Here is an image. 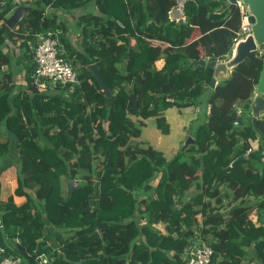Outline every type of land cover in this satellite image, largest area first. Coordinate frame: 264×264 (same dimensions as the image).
<instances>
[{"label": "trees", "instance_id": "16d2710c", "mask_svg": "<svg viewBox=\"0 0 264 264\" xmlns=\"http://www.w3.org/2000/svg\"><path fill=\"white\" fill-rule=\"evenodd\" d=\"M178 1L25 0L26 13L6 37L17 3L0 0V173L14 165V194L26 198L21 205L13 195L0 200V257L34 264L44 252L50 264H185L187 246L202 241L213 250L210 264H264V116L254 127L242 113L263 57L251 52L211 89L212 68L192 59L200 48L207 59H224L242 16L228 0H185V19L177 21L170 13ZM49 6L88 8L79 20L82 50L67 53L78 67L71 89L39 90L30 78L34 34L65 27L46 13ZM13 37L23 40L25 53V87L15 94L13 72L2 71L12 66L4 49ZM91 63L112 92L109 100ZM203 101L205 118L189 124L195 143L172 158L135 140L143 119L155 117L168 134L164 110ZM238 105L243 124L234 125ZM10 182L7 170L4 188Z\"/></svg>", "mask_w": 264, "mask_h": 264}, {"label": "water", "instance_id": "95a60500", "mask_svg": "<svg viewBox=\"0 0 264 264\" xmlns=\"http://www.w3.org/2000/svg\"><path fill=\"white\" fill-rule=\"evenodd\" d=\"M15 2L17 3V6L6 18V37L9 36L10 30L17 26L18 22L22 19L28 9V5L21 4V0H15ZM230 3H240L244 7L245 12L247 13V23L250 25V32L234 44L231 55L226 60L207 59L204 57L192 60L199 66L212 68V77L208 86L213 89L218 82L228 79L231 70L239 63L243 62L251 52L261 51V47L263 46L261 74L253 92V98L250 104L251 116L248 118V122H252L253 126L256 127V120L264 115V0H228V4ZM127 57L128 53H125V60ZM88 70L104 92L105 98L109 100L112 96V92L102 79L98 64H89ZM233 124H243V118L240 114H237ZM194 143L195 140L189 135L183 144V148ZM245 158H247L246 153L234 159L232 164ZM74 187L75 185L72 181H67L68 189H73ZM212 263L215 264L216 260L213 259Z\"/></svg>", "mask_w": 264, "mask_h": 264}, {"label": "built area", "instance_id": "2783aa9c", "mask_svg": "<svg viewBox=\"0 0 264 264\" xmlns=\"http://www.w3.org/2000/svg\"><path fill=\"white\" fill-rule=\"evenodd\" d=\"M185 0H179L175 9H180L179 18H172L173 9L170 13V18L177 21H183L185 16L182 14V6ZM180 2V3H179ZM242 8L243 18L246 19L247 13L244 7L240 3H236ZM248 32H250L249 24L244 22L240 31L237 32L233 38V44L243 38ZM59 31L57 30H45L34 34L35 45L32 47V61L33 72L30 74V78L39 90L49 88L54 89V86L59 85L64 87L69 85L70 89L74 84H78L77 69L72 63V59L67 56V53L63 49L59 39ZM241 109L237 110L239 114ZM251 148L248 149V152ZM4 250L0 247V255ZM213 250L205 243H193L187 246L185 250V264H210ZM34 264H50L51 258L44 252H38L34 257ZM0 264H26L21 257L4 255L0 257ZM136 264H140L137 262Z\"/></svg>", "mask_w": 264, "mask_h": 264}, {"label": "rangeland", "instance_id": "374dc122", "mask_svg": "<svg viewBox=\"0 0 264 264\" xmlns=\"http://www.w3.org/2000/svg\"><path fill=\"white\" fill-rule=\"evenodd\" d=\"M22 3H25V0H22ZM16 6H17V4H16ZM89 8H90L91 12H93V13L97 12L96 14H99V11L97 10L96 7L90 6ZM180 9H181V6H179V8H177V9H175L173 11L172 18L181 17ZM46 13L49 14V15H52V13H56L57 16H58L59 21L61 22V24H63L65 26L66 32H62L63 30H61V27L56 29L57 31L63 33L62 37H63V42L64 43L69 44V46L72 49L75 48L72 45V42H71V39H70V37L72 35H76V38H78V40L82 42V38L80 36H77V35H79V33L82 32V28L85 25V23L84 22H79L78 17H76V16H72V17L67 16V15H65L63 13V10L61 8H58V7L47 8L46 9ZM249 28H250V25H249ZM194 32H195V29H194L193 33ZM59 37H60V33H59ZM258 53H259V55H262L263 54V48H261V51H258ZM24 63L25 64L27 63L26 59H24ZM252 98H253V96H252ZM238 109H241L240 105L237 106V110ZM242 109H243V111H242L243 115L247 118V116H249V114H250V109H251L250 106H249L248 110L243 108V106H242ZM180 112L183 113V114H179L177 112V108L175 106L174 107H170V108H168V109L163 111L164 116L167 115L168 118L171 120V130L173 131V135H171V137H173L172 138V140L174 141L173 143H176V148L174 150V153H176L179 149L183 148V144H184V142H185V140L187 138V137L185 138V132L183 134H181L180 137H178L177 133H178V129H179L178 128L179 123H181V121H183V122L188 121V118L191 117V116H194L195 119H193V120H196V121L203 120L205 118V114H204L205 113V104L204 103H199L198 107H195V106L185 107V108H182L180 110ZM176 115L178 116V118H177V120L174 121L172 119V116H176ZM262 116H264V115H262ZM178 121H179V123H177ZM154 122H155V117L147 118L146 121H145V126H143L141 128V134L137 138L138 140L137 139L136 140L140 141L141 145H143V144L146 145V144L150 143L156 149H159V150H162V151L164 150L165 156L170 159V158L173 157V154H172V152L170 150V148L172 146L169 144V142L166 141L167 138H166L165 134H162V133H160V131H158V129L154 125ZM176 130H177V133L175 134ZM186 133L188 134V136L190 135L189 134V127L186 128ZM157 136L160 137V139H161V137L164 138V140L161 139V141H162L161 144H159L157 142V140H158ZM12 139H14V138L12 137ZM175 140H176V142H175ZM177 140H179V141H177ZM133 143H135V142H133ZM253 144L255 145L256 141L253 142ZM173 147H175V146H173ZM14 167H15L14 165L10 166V170L12 169V174H14L13 173ZM15 173H16V167H15ZM154 182H156V181H154ZM222 190H223V193L228 191V189H226L225 187H223ZM191 192H197V189L194 188V187H191V189L189 190V193H191ZM232 199L233 198H232L231 194H229V196H223V201H222L223 207H222L221 211H223L224 208H226L228 206V202L230 200H232ZM258 214H259L258 211L253 210L250 213L249 216H250L251 219L255 220V218L257 219ZM198 218L200 219L201 217L199 216ZM62 234L66 235L67 233H62ZM197 243L201 244V243H205V242L198 241Z\"/></svg>", "mask_w": 264, "mask_h": 264}, {"label": "crops", "instance_id": "0c3cea01", "mask_svg": "<svg viewBox=\"0 0 264 264\" xmlns=\"http://www.w3.org/2000/svg\"><path fill=\"white\" fill-rule=\"evenodd\" d=\"M22 1V0H21ZM237 5V4H236ZM238 6V5H237ZM47 8H52L51 6H49V7H47ZM46 8V9H47ZM238 8H239V15H240V17L242 16L243 17V15L241 14L242 13V8L241 7H239L238 6ZM88 8H79V9H77V10H72V11H63V13L65 14V15H67V16H69V17H72V16H76V17H78V19L79 20H81L80 19V17L83 15V14H85V11L87 10ZM12 12V11H11ZM11 12H9L8 14H7V16L8 15H10L11 14ZM97 13V12H96ZM95 13V14H96ZM52 14H56V13H52ZM57 15V14H56ZM241 17V18H242ZM241 18H240V21L238 22V24H237V27L236 28H233V27H231V29L233 30H231L233 33H236L237 34V32L238 31H240V29H241V26H242V24L244 23L243 21H241ZM59 20V19H58ZM62 32H66V30H65V27H64V29H63V31ZM62 35H63V33H61L60 32V37H59V39H60V43H61V46L63 47V49L65 50V52L66 53H68V50H71L72 48L69 46V44H66V43H64L63 42V37H62ZM77 36H80L81 37V35H80V33H79V35H77ZM82 38V37H81ZM70 39H71V42H72V45L75 47V48H73L72 50H78V51H80V50H82V46L80 45V41L78 40V38H76V35H72L71 37H70ZM13 40L14 41H10V42H8V47L7 48H5L4 49V51H7V52H9L10 53V55L12 56V58H13V62H12V66L11 67H8L7 65H4V66H2V71L3 72H9L10 70L13 72V74L11 75V79H12V81L14 82V84L16 85V90H14V94L18 91V90H22V89H24V87H25V80H24V65H23V63H22V56H24L25 55V53H24V48H20L19 46H20V44H21V42L23 41L21 38H16L15 39V37H13ZM133 40V39H132ZM133 42V41H132ZM28 43H29V41H28ZM30 44V43H29ZM233 47H234V44H233V41H232V44L230 45V46H228V47H226L225 48V51H224V59H220V60H226L227 58H229L230 57V55H231V51H232V49H233ZM203 54H204V52H203V50L200 48V55H201V57H203ZM31 58H32V55H31ZM205 58V57H204ZM16 91V92H15ZM203 103H204V101H203ZM177 112L179 113V114H183V113H181L180 112V110H178L177 109ZM150 118V117H149ZM165 118H166V120H167V122H168V124H169V133L168 134H165V136H166V138H167V142H169V144L172 146L171 148H170V150H171V152H172V154L174 155L175 153H174V150H175V148H176V143H173L174 141L172 140V138L173 137H171V135H173V131L171 130V120L168 118V116L167 115H165ZM177 118H178V116L176 115V116H172V119L175 121V120H177ZM133 119H136L135 117H133ZM193 119H195L194 118V116H191V117H189L188 118V121H186V122H183V121H181V123H179V121L177 122V123H179V125H178V133H177V130L175 131V134L177 133V135H178V137H180L181 136V134H183L184 132H185V138L188 136V134L186 133V128L187 127H189V124L191 123V122H193L194 120ZM145 121H146V119H143V123H144V126H145ZM183 122V123H182ZM154 125H155V122H154ZM159 131V130H158ZM161 133V132H160ZM137 139V138H136ZM135 139V140H136ZM157 142L159 143V144H161L162 143V141H161V139H163L164 140V138L163 137H161V139H160V137H158L157 136ZM138 140V139H137ZM136 140V141H137ZM177 141H179V140H177ZM175 142H176V140H175ZM183 142V141H182ZM148 144H150V143H148ZM151 145V144H150ZM152 147H154L153 145H151ZM173 146H175V147H173ZM155 148V147H154ZM156 149V148H155ZM156 150H159V149H156ZM159 151H161L163 154H164V156H165V153H164V150L162 151V150H159ZM165 158H167L166 156H165ZM167 159H169V158H167ZM7 170H10V167H8L7 169H5V170H3L1 173H0V200H2V201H5L6 199H7V197L9 196V195H13V199H14V203L16 204V205H21L23 202H25V200H26V198H25V196H17V195H15L14 194V189L16 188V186H17V180H16V173H15V167H14V171H13V173L14 174H12V169L10 170V178H11V182H10V184L8 185V187H5L4 188V185H3V177H4V173L7 171ZM156 182H153V184H156L157 183V180H155ZM199 217V216H198ZM198 220H200L199 218H198ZM253 220V219H252ZM253 221H256V218H255V220H253ZM157 227L158 228H160L162 231H163V229H162V226L161 225H157Z\"/></svg>", "mask_w": 264, "mask_h": 264}, {"label": "bare ground", "instance_id": "6f19581e", "mask_svg": "<svg viewBox=\"0 0 264 264\" xmlns=\"http://www.w3.org/2000/svg\"><path fill=\"white\" fill-rule=\"evenodd\" d=\"M243 22H246V19L245 18H242Z\"/></svg>", "mask_w": 264, "mask_h": 264}]
</instances>
